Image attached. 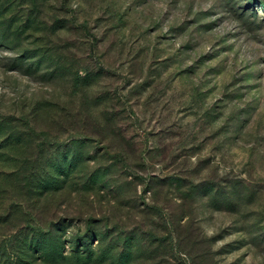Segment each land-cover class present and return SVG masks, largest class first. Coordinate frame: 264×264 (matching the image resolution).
Masks as SVG:
<instances>
[{"label":"rangeland","instance_id":"obj_1","mask_svg":"<svg viewBox=\"0 0 264 264\" xmlns=\"http://www.w3.org/2000/svg\"><path fill=\"white\" fill-rule=\"evenodd\" d=\"M60 219L62 264H264V0H0V244Z\"/></svg>","mask_w":264,"mask_h":264},{"label":"trees","instance_id":"obj_2","mask_svg":"<svg viewBox=\"0 0 264 264\" xmlns=\"http://www.w3.org/2000/svg\"><path fill=\"white\" fill-rule=\"evenodd\" d=\"M58 160V159H57ZM63 164L59 163L58 168H63ZM41 187L55 189H62L61 182L40 180ZM61 186V187H59ZM65 225L64 219L51 222L48 227H44L40 220L36 221V226H31V232H20L19 234L8 238V240L1 241L0 244V264H36L38 260L46 264H62L65 255L63 253L62 235L59 231ZM70 225H65L68 228ZM64 227V228H65ZM92 225L89 224L88 231L82 232L80 235H75L72 239L77 242L78 247L76 252L73 251L72 255L75 260L83 264H87V260L91 259V249L87 246L90 243L89 235L93 232ZM16 234V233H15ZM82 246L83 248L81 249ZM83 250V251H81ZM54 257V258H52Z\"/></svg>","mask_w":264,"mask_h":264}]
</instances>
